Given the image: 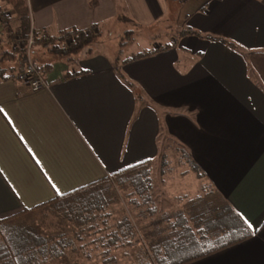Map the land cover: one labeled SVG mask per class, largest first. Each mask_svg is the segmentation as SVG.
I'll return each mask as SVG.
<instances>
[{
  "label": "crops",
  "instance_id": "obj_1",
  "mask_svg": "<svg viewBox=\"0 0 264 264\" xmlns=\"http://www.w3.org/2000/svg\"><path fill=\"white\" fill-rule=\"evenodd\" d=\"M25 3L37 35L57 36L67 29L100 33L99 27L108 34L119 22L134 31L169 26L175 33L155 37L153 45L145 41L121 60L99 47L53 59L41 72L46 89L0 80V219L92 182L100 192L108 183L103 179L123 169L144 170L135 179L142 183L137 192H146L145 165L131 166L150 164L169 139L195 163L194 180L209 186L220 213L203 216L202 204L195 211L184 197L176 210H162L145 194L136 217L146 222L144 245L162 255V264H171L172 254L190 256L200 243L220 237L221 230L214 233L218 218L232 214L241 234L249 235L183 264H264V0ZM187 28L200 36L183 34ZM140 52L145 54L137 56ZM162 187L165 196L176 187L177 197L185 193L177 182L173 189ZM131 205L137 207L133 200ZM92 212L82 214L75 230L92 229ZM107 227V234L89 241L91 249L135 256L130 250L137 244L135 221L122 217ZM206 230L214 235L207 237ZM181 236V244L167 251L164 243ZM133 256L127 264H135Z\"/></svg>",
  "mask_w": 264,
  "mask_h": 264
},
{
  "label": "rangeland",
  "instance_id": "obj_2",
  "mask_svg": "<svg viewBox=\"0 0 264 264\" xmlns=\"http://www.w3.org/2000/svg\"><path fill=\"white\" fill-rule=\"evenodd\" d=\"M11 6L10 3L0 0V22L3 21L2 19L6 22L3 25L4 27L0 24V31L11 28L10 31L14 34V28L17 26L18 21ZM8 17L10 18L8 19ZM128 29H131L133 33L128 37L125 36L126 38L124 40L126 42L120 45V38L123 36V32ZM99 30L100 36L97 38L98 41L91 43L90 46L95 49L98 47L102 48V50L108 55L110 54L119 57V60L128 55L131 51L136 50L137 47L146 45L145 41L152 44L153 41L151 40L155 37L162 38L161 40H163L165 36L169 37L175 33L174 28L169 26L160 30L155 27H150L142 28L141 30L135 29L134 31V28H132L131 25L122 22L111 25L110 33L108 34H106L101 27H99ZM134 33L137 37L136 41ZM15 35H18V39L22 38L21 32L17 31V28ZM13 44H15L14 40ZM20 48H22L21 45ZM44 50L45 49L39 47L37 43L32 46V54L37 60L44 58ZM7 64L8 63H4V66H7ZM162 146L163 148L161 150L159 149L158 156L150 164L145 165L147 174L143 176L145 179L142 182L144 186L148 185L146 192L138 193L137 188H140L142 183L140 185L133 183L137 172L139 175L144 174V170L140 171L139 169V171L137 170L136 172H126L120 179L115 181L109 180L108 183L103 185V188L98 192L99 196L97 197V205H100L101 208H92V214H95V216L93 217V220L89 222L92 224V229L86 234L84 231L81 233L79 230H75L78 228L79 223L77 222L79 221H77L78 219L75 218V215L70 214L71 211L58 209L52 205H46L28 211L27 213L14 214L16 216L13 221H6L8 222L6 223L8 225H22L25 223L23 225L26 229L23 235V241L25 243L21 248V252L25 251V255L30 251L32 252L31 255H26L31 259L29 264H33V262L36 264H103L102 259H106L110 254H96V250L94 251L91 249L93 244L89 241L93 240L96 236L100 237L105 233L107 234V231H109V227L107 226H109L110 222L114 223V219L120 220L122 217L135 221L136 241H134L137 244H135L134 249H130L136 252L135 256L132 255L135 258V264H162V255L156 254L154 250L151 251L147 243L146 246L144 245L145 239L143 238V227L146 224L145 220L143 219L142 221L136 218L138 215L137 210L139 208L141 210L144 209L142 199L145 197V194L150 196V200H153L154 205L162 206V210H164L163 208H167L169 211L176 210L175 204H180L178 199L180 200L184 197L188 198V200L191 199V202L189 201V203L193 205L195 211L200 210L202 208L200 207V204H202L203 216L210 217L219 214L220 208L217 206L218 203L213 200V198L215 199V196H212V194L209 193V186L206 185V183H202L200 180H194V170L190 165V159L185 152V149L175 141L169 139L163 140ZM176 182L177 184L179 183V188L181 190H185L182 191L185 193H181L180 197H177L179 194H177L178 189L176 187L174 188L176 191H172L173 193H170V196H165L164 194L166 192L163 191L162 186H165V183H167L173 189ZM161 195L165 196L164 199ZM131 200L137 203L136 208H133V205H131ZM215 200L217 201V199ZM169 203L171 205H169ZM195 205L196 207H194ZM157 213L158 212L156 211L153 214ZM83 215H85L84 212ZM195 219L199 220L200 216L195 215ZM101 223H103V227L101 226ZM203 224L204 223H202L201 228L203 227ZM85 225L86 224H84V226ZM75 231H78V235L80 236L83 234V237L74 235ZM214 231V233H219L220 229L218 228L217 231L215 228ZM6 232V230L0 231V264L4 258L5 260L7 259V252L10 253V255H14V252L18 249V247H15V243L9 240V237L12 235L7 234ZM212 232L206 230L204 235L210 237V235L213 234ZM183 236H187V233ZM181 240L182 236L171 238L164 243V246L168 248L167 251H174L173 245L181 244ZM123 249L124 248L119 249V252ZM54 251H61L63 254L60 253L57 256H49V254ZM108 251L110 253L109 248ZM86 253L89 254L86 255ZM132 256L131 254L123 255L121 253L109 256L110 258H114V261H110L109 264H127L129 257L131 258ZM173 256H179V259L186 257L184 254H172L171 257ZM165 258H170V255L166 254Z\"/></svg>",
  "mask_w": 264,
  "mask_h": 264
},
{
  "label": "trees",
  "instance_id": "obj_3",
  "mask_svg": "<svg viewBox=\"0 0 264 264\" xmlns=\"http://www.w3.org/2000/svg\"><path fill=\"white\" fill-rule=\"evenodd\" d=\"M3 1H6L7 3H10L12 5L11 7L15 13V17L17 18L18 24L14 28V34L11 33V28H7L6 30L3 29V31H0V80L14 78L24 81L25 53L24 49L17 46L16 39L18 35H15V33L17 28V31H20L22 37L24 38L30 31V22L27 13L26 3L25 0ZM9 18L10 17H8V19ZM121 19L129 21V18L126 17H121ZM132 33L133 31L131 29L125 30L123 32V36H121L120 38V45L124 44L126 42L124 39L130 36ZM182 33L200 36L199 32L191 28L183 30ZM32 34L35 38V43H37L39 47L45 49L43 52L45 53L43 56L44 58H41L39 60L34 57V55L32 54L33 51L31 50L33 63L37 70H39L40 72L46 70L51 65L53 59L66 58L70 55H75L81 51L89 52L91 50V43H94L100 36L98 30L86 29H67L58 33L57 36L37 35V33L32 29ZM13 40L15 41V44H13ZM148 51L150 50H146L145 53H147ZM145 53L140 52L136 55L141 56ZM4 63H8L7 66H4ZM147 163H149V161H145L131 167L136 168L139 166H144ZM190 165L192 169H196V165L193 161L190 162ZM128 171V169L120 170L114 175L112 174L108 178H104L103 183L108 182L109 180L115 181L117 179H120L121 177H123V174L126 172L128 173ZM94 183L95 182H92L87 185L81 186L75 190L69 191L65 194L57 195L51 200L38 204L37 206L27 208L21 213H27L28 211L35 210L46 205H52L58 209L71 211L70 214L75 215V218L78 219L77 221H80V218L82 219L83 212L91 211L92 208L100 206L97 205V197L99 196V183ZM133 183L137 185L139 183L138 178L134 179ZM15 216L16 215H11L7 218L0 219V231L6 230L7 234H11L12 236L9 237V240L15 243V247H18V249L20 250L16 249L14 255H10V253L6 251L7 259L5 260L4 258L1 261V264H29L31 261L30 257L26 256L31 255V251L26 255L25 251L21 252V248L25 243L23 241V235L26 230L23 226L25 223L22 225L6 224L8 223L6 222L8 220L13 221ZM212 225L215 226L216 222L213 221ZM217 226L223 233L220 237H218L216 240L200 243L198 246V252L192 253L190 254V256H186L182 259H179V256H175L174 259L171 260V264H183L184 262L190 261L192 259L201 257L203 255L224 248L232 243H235L237 240L243 239L249 235V233L246 234L244 232L241 234V229H239V223L232 214L227 216L222 215L220 218H218ZM193 247H195V245H193ZM110 259L112 258L108 256L105 259L104 263L110 262Z\"/></svg>",
  "mask_w": 264,
  "mask_h": 264
},
{
  "label": "built area",
  "instance_id": "obj_4",
  "mask_svg": "<svg viewBox=\"0 0 264 264\" xmlns=\"http://www.w3.org/2000/svg\"><path fill=\"white\" fill-rule=\"evenodd\" d=\"M3 20V19H2ZM6 22L3 20L0 22L1 26H3ZM4 27V26H3ZM17 46L24 49L25 53V64H24V82L27 84L31 91H37L42 88H49L48 82L43 77L42 73L37 70L35 67L32 56L31 50L32 46L35 44V38L32 34V24L30 22V31L26 37H22L21 39L17 37Z\"/></svg>",
  "mask_w": 264,
  "mask_h": 264
}]
</instances>
